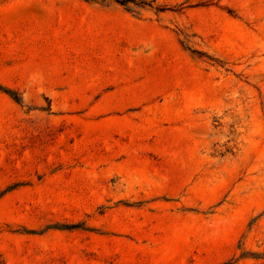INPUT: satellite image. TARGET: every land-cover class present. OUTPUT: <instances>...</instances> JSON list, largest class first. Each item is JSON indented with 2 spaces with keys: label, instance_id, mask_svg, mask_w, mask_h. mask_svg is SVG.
I'll return each mask as SVG.
<instances>
[{
  "label": "rangeland",
  "instance_id": "rangeland-1",
  "mask_svg": "<svg viewBox=\"0 0 264 264\" xmlns=\"http://www.w3.org/2000/svg\"><path fill=\"white\" fill-rule=\"evenodd\" d=\"M0 264H264V0H0Z\"/></svg>",
  "mask_w": 264,
  "mask_h": 264
}]
</instances>
